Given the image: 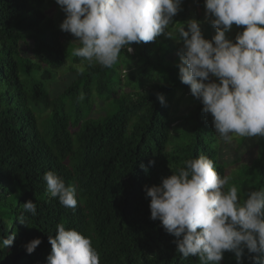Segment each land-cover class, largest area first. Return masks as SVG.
I'll use <instances>...</instances> for the list:
<instances>
[{"label":"trees","instance_id":"obj_1","mask_svg":"<svg viewBox=\"0 0 264 264\" xmlns=\"http://www.w3.org/2000/svg\"><path fill=\"white\" fill-rule=\"evenodd\" d=\"M191 2L165 33L131 44V53L122 49L118 62L104 68L72 55L79 41L61 30L62 8L49 14L56 0H0V237L15 235L11 246L0 248V264H47L48 236L58 223L90 237L100 264H201L177 252V238L150 218L145 186L205 155L219 175L231 177L239 198L264 189V136H254L256 142L233 137L237 147L226 160L229 142L199 99L192 95L186 103L193 107L177 116L190 92L179 78L178 29L187 31V22L206 10L198 0L186 13ZM204 19L201 33L211 41L214 17ZM244 27L233 24L235 33L226 38L235 42ZM47 171L76 188L75 208L47 192ZM28 200L37 205L35 216L23 209ZM22 213L24 224L17 219ZM35 238L42 242L28 254ZM256 255L245 248L239 264H252ZM220 264H238L235 253L225 251Z\"/></svg>","mask_w":264,"mask_h":264},{"label":"clouds","instance_id":"obj_2","mask_svg":"<svg viewBox=\"0 0 264 264\" xmlns=\"http://www.w3.org/2000/svg\"><path fill=\"white\" fill-rule=\"evenodd\" d=\"M66 13L60 25L79 41L72 55L87 66L111 68L122 49L133 43H148L165 33L180 10L182 0H56ZM206 19L216 34L210 41L201 33L200 22L181 26L183 37L179 78L191 94L211 113L218 136L231 142L234 136H264V0H205ZM233 24L245 26L235 37L226 38ZM169 37L172 36L167 32ZM81 67L80 71L83 72ZM212 77L218 82L210 80ZM209 81V82H205ZM163 105L165 97L158 94ZM84 99L81 93L79 100ZM154 164V161H149ZM144 168V165H141ZM147 171V168H145ZM230 176L218 174L214 161L205 155L189 158L159 185L145 186L150 197V218L159 219L184 258L198 257L201 264H220L225 251L235 253L239 264L246 248L252 264H264V189L238 197ZM46 190L66 208L77 206L76 188L53 171L43 175ZM24 211L36 215V203L28 200ZM24 224L23 213L17 217ZM182 237V238H181ZM15 235L0 237V248L13 244ZM51 253L47 264H100V253L90 237L63 223L48 236ZM31 240V254L41 244Z\"/></svg>","mask_w":264,"mask_h":264},{"label":"rangeland","instance_id":"obj_3","mask_svg":"<svg viewBox=\"0 0 264 264\" xmlns=\"http://www.w3.org/2000/svg\"><path fill=\"white\" fill-rule=\"evenodd\" d=\"M186 3V0H182V4H181V6H180V10L177 12V14L174 16V17H179L180 16V14L183 12V6H184V4ZM194 3V4H193ZM198 3V0H192V2H191V4H190V7H189V9H187V12L186 13H190L191 11H193V9H194V7H195V4L196 5H198L197 4ZM55 10L56 11H59V10H61V6H59L58 4L57 5H53L52 7H51V9H50V15H53L54 13H55ZM195 10V9H194ZM193 14H194V12H192ZM198 16H200V17H198V20L203 24L204 22H205V19H204V17H206V10L205 11H203V13H202V15H201V13H200V15L199 14H197ZM187 17H189V16H187ZM228 33L229 34H233V33H235V29H230L229 31H228ZM210 77H211V81L212 80H214V79H217V78H213L212 76H211V74H210ZM214 81H217V80H214ZM206 83L207 82H209V81H205ZM218 82V81H217ZM186 93L185 94H183V96H182V99H181V101H182V103L180 104V108H179V112L177 113V116L178 115H183L185 112H187L188 110H190L192 107H193V104H188V103H186L187 102V99H189L190 97H192V94H191V92H189V91H185ZM177 96H178V98H179V96H180V94H177ZM181 98V97H180ZM179 98V99H180ZM178 99V100H179ZM236 139H239V138H243V137H239V136H234ZM249 138V140H251L252 142H256V137L254 138V137H248ZM236 147H237V143L235 142V140L234 139H232V141L231 142H229L228 143V147H227V149H226V151H225V159L226 160H228L229 158H230V155L228 154V153H233V151H235L236 150Z\"/></svg>","mask_w":264,"mask_h":264}]
</instances>
